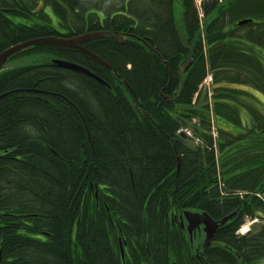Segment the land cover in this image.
<instances>
[{"label": "trees", "instance_id": "16d2710c", "mask_svg": "<svg viewBox=\"0 0 264 264\" xmlns=\"http://www.w3.org/2000/svg\"><path fill=\"white\" fill-rule=\"evenodd\" d=\"M85 34L113 71L41 45L0 74V264H240L197 258L186 212L263 257L236 234L264 221V0H0V55Z\"/></svg>", "mask_w": 264, "mask_h": 264}, {"label": "water", "instance_id": "95a60500", "mask_svg": "<svg viewBox=\"0 0 264 264\" xmlns=\"http://www.w3.org/2000/svg\"><path fill=\"white\" fill-rule=\"evenodd\" d=\"M247 23H248L247 21H243V22H240L239 25L242 26ZM103 36L104 34H90V35H84L76 39H64V38L52 37V38L32 40L29 42L19 44L17 46L7 49L0 55V74H2L4 71L10 68L8 64L11 63V61L15 57H17L18 55L22 54L23 52L27 51L30 48H34V47L41 46V45H57V46L65 47V48L79 50L83 52L84 54L88 55L89 57H91L92 59L96 60L98 63L106 67L109 71H113V68L110 67L103 60H101L98 56H96L95 54L87 50L86 48L82 47V44L90 40L103 37ZM52 64L56 66L57 68L66 69V70L85 74L86 76L94 78L98 80L100 83L106 85L104 81L99 79L91 71L77 64L71 63L69 61L61 60V59H52ZM236 215L237 214L235 213L220 222H215L209 216L205 214L201 215V214L186 212L181 217V224L183 227H185L184 220L187 221V224H188L187 230L190 234H192L193 231L196 230L197 228L204 226V231L207 233V243H209L213 239L217 229L220 226L226 225L228 221L232 220Z\"/></svg>", "mask_w": 264, "mask_h": 264}, {"label": "flooded vegetation", "instance_id": "af4514ba", "mask_svg": "<svg viewBox=\"0 0 264 264\" xmlns=\"http://www.w3.org/2000/svg\"><path fill=\"white\" fill-rule=\"evenodd\" d=\"M99 19H100V25L102 27V30H105L106 29V27L104 26L105 17H103V15L101 14ZM85 35H90V34H85ZM82 36H84V35H82ZM82 36H78V37H75V38H72V39H76V38H79V37H82ZM91 41L92 40H90L88 42H91ZM88 42H86V43H88ZM84 44H82V47H84L83 46ZM256 196H257V198L259 200L264 202V194L263 193H261L260 195H256ZM240 197L242 199H244V194H240ZM263 215L264 214L262 213L261 216H263ZM180 221H181V217H180ZM184 223H185V227L182 226L181 222H180V225H181L182 229H185L188 232V230H187V227H188L187 221L184 220ZM219 228L217 229V231H216V233H215V235L213 237L214 239H212L211 242H209V243H207V233L204 231V226H201L200 228H197L196 230L193 231L192 234H190L188 232V234H190L191 241H192V238H196V237H197V240H199L198 241L199 243L197 244V249H196L197 258L199 256L200 252L204 253L205 249H215V253L217 255H219L220 252H221V249L225 248L228 252H230L231 254H233L236 257V259L233 258V260L235 262H236V260H238L240 264H264V256L261 257V258L253 259V260L252 259H246V258H243L242 256H240L237 250L231 248L225 242L217 241L216 236H217L218 232L220 231ZM244 229H247L246 233H243V231H245ZM263 229H264V221H262L261 219H252V218L246 217L244 224L237 231L236 235L239 236V237L246 235V236H248L249 239H252L257 234H259L260 231H263Z\"/></svg>", "mask_w": 264, "mask_h": 264}, {"label": "rangeland", "instance_id": "374dc122", "mask_svg": "<svg viewBox=\"0 0 264 264\" xmlns=\"http://www.w3.org/2000/svg\"><path fill=\"white\" fill-rule=\"evenodd\" d=\"M205 1H207V0H195V3H196V6H197V8L200 10L201 9V6H202V4H203V2H205ZM19 63H21V62H19V60H15V61H13L12 63H9L8 65L10 66V67H13V66H16V65H18ZM210 79V80H209ZM207 81H206V83L204 84V86L207 88V86H209V85H211V78H209ZM245 231H243V233H246L247 232V229H244Z\"/></svg>", "mask_w": 264, "mask_h": 264}, {"label": "bare ground", "instance_id": "6f19581e", "mask_svg": "<svg viewBox=\"0 0 264 264\" xmlns=\"http://www.w3.org/2000/svg\"><path fill=\"white\" fill-rule=\"evenodd\" d=\"M91 52V51H90ZM100 58V57H99ZM101 59V58H100ZM102 60V59H101ZM104 61V60H103ZM105 62V61H104ZM106 63V62H105ZM210 80V79H209ZM222 227V226H221ZM184 235V234H183ZM190 235V234H189ZM193 239V238H192ZM214 239V238H213ZM200 258V257H199Z\"/></svg>", "mask_w": 264, "mask_h": 264}]
</instances>
